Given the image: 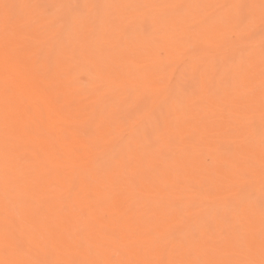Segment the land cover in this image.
Wrapping results in <instances>:
<instances>
[{
  "label": "bare ground",
  "instance_id": "6f19581e",
  "mask_svg": "<svg viewBox=\"0 0 264 264\" xmlns=\"http://www.w3.org/2000/svg\"><path fill=\"white\" fill-rule=\"evenodd\" d=\"M0 264H264V0H0Z\"/></svg>",
  "mask_w": 264,
  "mask_h": 264
},
{
  "label": "rangeland",
  "instance_id": "374dc122",
  "mask_svg": "<svg viewBox=\"0 0 264 264\" xmlns=\"http://www.w3.org/2000/svg\"><path fill=\"white\" fill-rule=\"evenodd\" d=\"M81 3H82V4H81ZM77 4H78V5L80 4V5H79L80 7H78ZM83 5H84L83 2H80V3L78 2V3H76V7H75V9H76L77 7H78V9H80V10H81V9H85V7H84L85 5H84V6H83ZM81 7H82V8H81ZM83 7H84V8H83ZM84 73H85V72H84ZM84 73H83V72H80V74H78V76H79L80 80H81L84 84H87V83H88V78H86V76H85L86 74H84ZM81 74H83V75H81Z\"/></svg>",
  "mask_w": 264,
  "mask_h": 264
}]
</instances>
